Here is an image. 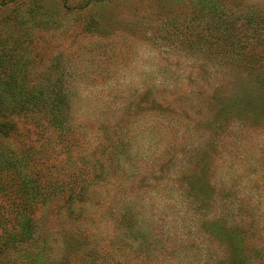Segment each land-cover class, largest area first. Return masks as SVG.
I'll return each instance as SVG.
<instances>
[{
	"label": "rangeland",
	"instance_id": "1",
	"mask_svg": "<svg viewBox=\"0 0 264 264\" xmlns=\"http://www.w3.org/2000/svg\"><path fill=\"white\" fill-rule=\"evenodd\" d=\"M214 13L260 50L264 0H0V51L20 62L1 74L60 79L86 158L106 156L107 120L120 143L80 202L34 203L33 237L4 264H264V81L248 75L264 61L226 53ZM57 132L43 122L36 148L57 152Z\"/></svg>",
	"mask_w": 264,
	"mask_h": 264
},
{
	"label": "trees",
	"instance_id": "2",
	"mask_svg": "<svg viewBox=\"0 0 264 264\" xmlns=\"http://www.w3.org/2000/svg\"><path fill=\"white\" fill-rule=\"evenodd\" d=\"M214 14L212 17L206 16L203 23L209 36L213 32L224 33L223 41L228 46L226 53L238 58L251 55L252 58L264 61V34L261 33L264 29L261 30L258 23H254L252 39L260 50H245L237 46L240 40L233 38L231 31L234 26L228 21V27L220 14ZM18 32L16 34L19 38L25 35V32ZM261 35L263 38L259 37ZM18 41V38L13 41L15 47ZM12 47L0 51V264H4L2 258L9 249H18L33 237L34 203L39 198L46 199L57 194H61L64 201L69 203L80 202L94 177L100 181L105 178V165L112 161L117 164L120 144L114 131L116 126L107 120L97 142L98 148L106 152V156L102 160L86 158L85 141L89 137L77 125L65 122L64 116L71 112V104L60 79L45 77L33 81L23 76L1 74L11 63L20 64L13 58L11 52L15 48ZM248 75L252 80L264 81V66L260 72L249 66ZM196 105L191 104V107ZM172 107L175 109L178 106ZM154 110L170 112L160 107ZM43 122L58 131L55 140L60 147L57 152L53 149L50 152L43 144L37 148L35 146L34 142L47 141L41 133ZM41 182L45 184V189L41 188ZM181 195L179 205L185 201V196ZM187 203L185 201L180 214L187 213Z\"/></svg>",
	"mask_w": 264,
	"mask_h": 264
}]
</instances>
